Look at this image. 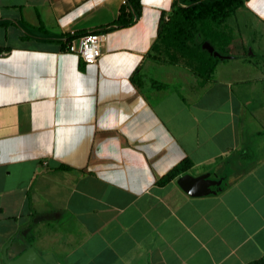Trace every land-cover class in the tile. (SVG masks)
<instances>
[{
  "label": "crops",
  "instance_id": "1",
  "mask_svg": "<svg viewBox=\"0 0 264 264\" xmlns=\"http://www.w3.org/2000/svg\"><path fill=\"white\" fill-rule=\"evenodd\" d=\"M139 2L85 65L67 44L124 0H0V264L28 247L57 264L264 256V0L226 20L231 42L207 78L148 59L174 0ZM184 159L186 173L157 184ZM207 173L214 195L177 184Z\"/></svg>",
  "mask_w": 264,
  "mask_h": 264
},
{
  "label": "trees",
  "instance_id": "2",
  "mask_svg": "<svg viewBox=\"0 0 264 264\" xmlns=\"http://www.w3.org/2000/svg\"><path fill=\"white\" fill-rule=\"evenodd\" d=\"M243 2L244 0H174L172 11L167 19L161 16L157 37L151 51L162 47L170 59L179 56L189 65H196L201 76L209 77L219 59L203 50L201 45L203 42H208L220 55L226 54L224 50L230 44L231 38L226 31L225 23L243 5ZM140 13L139 0H124L115 21L77 36L105 34L129 27L139 18ZM138 70L139 68L132 75L131 82L140 88ZM191 166L188 159L182 160L162 176L157 184L169 183L179 175L186 173ZM248 264H264V256Z\"/></svg>",
  "mask_w": 264,
  "mask_h": 264
},
{
  "label": "water",
  "instance_id": "3",
  "mask_svg": "<svg viewBox=\"0 0 264 264\" xmlns=\"http://www.w3.org/2000/svg\"><path fill=\"white\" fill-rule=\"evenodd\" d=\"M201 47L213 57L219 59L224 58L218 52H216L208 42H203ZM209 177V173L200 175L198 177L185 174L177 179V184L187 195L191 197H201L210 194L214 195L220 191L221 188L219 187L213 189V187L219 186L221 184V180L215 181L211 180ZM3 259L5 264H57L52 255L39 256L30 247H28L15 259H12L5 250L3 253Z\"/></svg>",
  "mask_w": 264,
  "mask_h": 264
},
{
  "label": "built area",
  "instance_id": "4",
  "mask_svg": "<svg viewBox=\"0 0 264 264\" xmlns=\"http://www.w3.org/2000/svg\"><path fill=\"white\" fill-rule=\"evenodd\" d=\"M103 39L101 34L82 35L67 44L66 52L76 54L85 65L94 64L101 56Z\"/></svg>",
  "mask_w": 264,
  "mask_h": 264
},
{
  "label": "rangeland",
  "instance_id": "5",
  "mask_svg": "<svg viewBox=\"0 0 264 264\" xmlns=\"http://www.w3.org/2000/svg\"><path fill=\"white\" fill-rule=\"evenodd\" d=\"M241 19H239V14L236 13L235 16H233L232 18H230L228 20V22H230L231 24H235V25L237 24L238 25L241 22ZM243 32H242V34L244 36L247 33V30L244 31V29H243ZM221 52L224 53V51H221ZM251 52L248 51V55ZM152 55L153 56H149V58H148L149 60L158 61V62H161V63H166L168 65H176V64H178L179 66H182L183 68H185L187 71H191V72H194L197 69V66L196 65H194V64L189 65L187 61L183 60L179 56H176L174 59H170L169 58V55L164 51V49L162 47L160 49H157V50L153 51V54ZM250 58H253V57H250ZM162 71L165 74L168 73V72H170L169 71V67H167V69L162 68ZM145 88L146 87H143V91L146 90ZM145 96L147 98H149V100H151V103H154L155 100H152L151 95L146 94Z\"/></svg>",
  "mask_w": 264,
  "mask_h": 264
},
{
  "label": "flooded vegetation",
  "instance_id": "6",
  "mask_svg": "<svg viewBox=\"0 0 264 264\" xmlns=\"http://www.w3.org/2000/svg\"><path fill=\"white\" fill-rule=\"evenodd\" d=\"M213 188H214V189H215V188H219V186H214Z\"/></svg>",
  "mask_w": 264,
  "mask_h": 264
}]
</instances>
